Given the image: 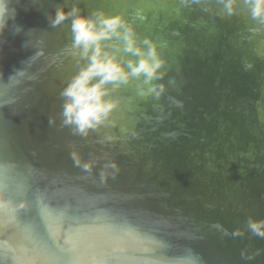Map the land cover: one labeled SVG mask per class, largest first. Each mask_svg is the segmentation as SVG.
I'll list each match as a JSON object with an SVG mask.
<instances>
[{"label":"water","instance_id":"water-1","mask_svg":"<svg viewBox=\"0 0 264 264\" xmlns=\"http://www.w3.org/2000/svg\"><path fill=\"white\" fill-rule=\"evenodd\" d=\"M93 2L97 8L89 7ZM12 3L18 16L0 32V256L8 255L13 264H264V238L253 236L246 226L250 217L264 220V213L255 209L247 218L240 213L242 198L237 204H222L211 187L205 198L188 199L184 189L189 193L194 186L185 167L170 184L181 186L180 199L155 196L129 207L115 202L131 189L125 177L114 174L126 167V177L138 184L140 179L150 190L164 188L160 176L151 179L157 167L145 133L149 124L192 131L191 149L183 154V146L179 153L181 161L190 159L188 166L199 181L203 176L215 179L207 172L215 177L230 170L247 176L256 189L259 181L264 190L260 161L250 160L251 172L192 162L196 144L208 136H219L229 148L239 144L241 135L252 133L258 122L264 131V122L251 120L257 114L255 104L264 97L251 78L264 77V24L251 18L244 0H238L231 16L219 0H177L176 9L153 19L141 5L133 6V0ZM85 4L89 13H128L136 29L145 26L167 60L161 81L167 90L163 99L147 97L138 104L127 139L101 142L93 137L94 129L87 136L66 125L72 133L65 145L81 151L82 158L74 159L63 151V137L61 142L59 137L51 140L50 102L56 98L57 110L63 112L58 88L67 86L70 72L60 59L71 40L70 20L59 26L52 20L61 6L67 11ZM247 64L252 71L243 68ZM134 145L142 147L138 156ZM92 168L98 175L89 173ZM158 172L165 179L164 170ZM227 186L233 188L230 182ZM237 230L243 234L237 235ZM234 236L239 238L234 241Z\"/></svg>","mask_w":264,"mask_h":264},{"label":"clouds","instance_id":"clouds-1","mask_svg":"<svg viewBox=\"0 0 264 264\" xmlns=\"http://www.w3.org/2000/svg\"><path fill=\"white\" fill-rule=\"evenodd\" d=\"M224 12L231 16L238 0H219ZM251 18L264 24V0H244ZM18 16L12 0H0V32ZM70 20L71 50L78 70L62 92L64 123L87 135L108 122L119 108L120 100L114 93L136 84L137 95L160 99L166 91L162 83L167 60L161 45L141 39L133 22L123 14L101 9L85 14L78 6L67 11L63 6L55 12L53 26ZM179 106V102H176ZM79 164L80 161L77 160ZM115 167V164L110 165ZM87 169L90 163L84 164ZM6 206V205H5ZM247 230L264 238V220L249 218ZM237 235L243 232L237 230ZM189 264H194L190 261Z\"/></svg>","mask_w":264,"mask_h":264},{"label":"flooded vegetation","instance_id":"flooded-vegetation-1","mask_svg":"<svg viewBox=\"0 0 264 264\" xmlns=\"http://www.w3.org/2000/svg\"><path fill=\"white\" fill-rule=\"evenodd\" d=\"M184 27L185 25H183L181 28ZM243 68L246 69L247 72H249L252 71L251 69L253 68V66L252 64H247L244 65ZM256 76L257 77H255V79L253 77L251 78L255 80V85H256L255 90L257 94L261 95L262 92L264 91V77H260L258 75ZM51 106H54L53 123L51 129L52 130L51 134L53 135V137H51V140L54 143L55 140L59 137V141L61 142L63 137V141H64L63 151L64 150L66 151L67 156L69 158L81 159L82 158L81 151L77 146L71 144L65 145L66 143H69L67 139L70 138L72 131L69 127H66V125L68 124L64 123L63 112H58L56 106V98L54 97H52V100L50 102V107ZM40 120L43 121L46 119L42 120L40 118ZM150 121L153 120L151 119ZM208 126H210V123L207 124V127ZM162 127L165 128L159 129L157 128V125L154 126L153 124H149L145 127V131H146L145 133L148 139L147 140L148 146L151 147L153 151L150 159L153 165L157 167V173L154 174L151 179H155L157 176H160L162 181V183H160V186L162 185L164 186L163 190L159 191L158 190L159 188L155 190H150L148 183L141 181L140 179H139V184H140L139 186L137 181L133 180L132 178L130 179L129 177H126L127 172L124 171H127V169H129L128 167H126L123 170H121L122 172L114 173L116 175H120L121 178L125 177L127 184L131 187L130 191L125 193L124 197L115 200V202L118 204V207H120L121 205H125L129 207L132 206V204L138 206V203H142L145 200H149L151 197H155V196L156 197L159 196L163 200L165 198L180 199L184 194H186L185 197H187L188 199H201V198H205L210 193L208 188L211 187L213 190L212 193H215V197L218 198V201H221L222 204L230 201L232 202L234 201L237 204V202L242 198L244 203L242 201L243 204L242 205L240 204V213L241 214L243 213L244 216L247 218L251 213L255 212V209L260 210V212L264 213V190L260 188L261 184L259 183V181H256L255 186L258 187L256 189L249 184L247 176H242L241 173H233L230 170L229 173L231 175L227 172L225 174H219L215 177L212 176L214 174L213 172H207L206 174L208 176H211L212 178L215 179L211 180L210 177L206 178L205 176H203V178L205 179L199 181V179L201 178L196 176L195 174L196 172L193 170L194 168L188 166L189 165L188 163H190V159L188 158V161H184L182 157V161H183L182 162L180 160V153H179L180 148H182L183 146L185 147L183 154L184 153L186 154V152L191 149L190 143L192 138H194V134L192 133V131L182 128L175 130L167 126H162ZM79 156H81V158H79ZM80 163L81 166H84L85 164L83 160H81ZM184 167L188 171V173H192V177L191 176L190 177L194 189L192 192L189 193H188V189H184L185 192L183 194L182 193L183 190L181 189V186H172L170 184L177 175H180V172ZM109 168H107L106 171H108ZM120 169L122 168L120 167ZM159 170H164L165 179H164V174L158 172ZM106 171H104L105 174L103 175L107 176L111 174L110 172H106ZM89 173L93 175H98V170H94L92 168L90 169ZM184 178L185 177L183 176V180ZM224 179L226 180L222 182L219 181ZM227 182H230L232 184L233 187L232 189H229L231 186L228 187ZM151 183L152 181L149 183V185ZM223 183H225V185H223ZM248 185H250V188H248ZM246 186L247 189L244 192L239 191L245 188ZM218 188H220L221 190L219 193L218 192L216 193V190ZM135 191L136 192L139 191L140 193L137 194L135 193ZM151 193L152 196L148 197V194ZM258 199L260 201H258L257 204L255 205L254 202ZM112 205H114V203H112ZM166 213L168 214L169 218H171L170 214L167 211ZM168 223L169 222H164V224H168ZM238 238L239 237L234 236L233 239L234 241H236ZM233 245L234 244L232 243V246ZM0 264H13V262L10 260V257L8 255H4V256H0Z\"/></svg>","mask_w":264,"mask_h":264},{"label":"rangeland","instance_id":"rangeland-1","mask_svg":"<svg viewBox=\"0 0 264 264\" xmlns=\"http://www.w3.org/2000/svg\"><path fill=\"white\" fill-rule=\"evenodd\" d=\"M99 2H104V0H99ZM133 2V6L141 5L147 14V17L150 14L152 15V19L156 17L161 18L165 15L164 11L171 12L173 9H176L178 7L177 0H133ZM86 5L89 4L81 5L80 8L85 14H88L89 10L87 9ZM89 7L97 8V3H90ZM157 8L159 9V11H157ZM125 14L127 15L128 13ZM140 18L142 20H145L146 16L141 15ZM136 30L141 39L145 37L151 39L152 34L148 33V31L145 29V26H142L141 28ZM151 30L153 32V35H155L154 27H152ZM69 40L63 47L60 62H62L61 65L64 66L63 69H65V72L66 70L70 72L68 78L71 79V77L78 70V65L76 57H74L72 54L71 40ZM154 41H156V39H154ZM179 54L182 55V53ZM181 61L182 56H180L179 58L178 65H180ZM65 87L66 85H61L58 88V93L60 95L59 98L63 101L64 98L61 94ZM114 96L120 100L119 108L112 114L108 122L94 129L96 133L93 132V137L97 138L99 136L98 140L101 142L110 141L112 138L127 139V132H130V124L134 120L133 116L136 115L135 109L138 107V104L145 99L137 95L136 84L115 92ZM255 106L257 108V114L255 116H251V120H260L261 122H264V97H262L255 104ZM91 132L92 131L89 130L87 136H92ZM253 133H255L254 136H252ZM263 141L264 131L262 126L259 125V122L256 124L252 133H245V135H241L239 144L233 145L229 148L226 147L224 143H222L219 136L211 135L210 137L208 136L207 139H203L198 142V144H196L195 150L192 154V162L196 165L204 166L206 164H210L228 169H230L229 167H238L242 170H249V172H251V169L253 168L250 164V160H255L257 162L260 161L262 164L264 163V147L261 143ZM93 144L97 146L105 145H98L94 142ZM141 149L142 147L140 145H134L133 152H135V156H138L142 152ZM140 172L143 173L146 171L143 170Z\"/></svg>","mask_w":264,"mask_h":264}]
</instances>
